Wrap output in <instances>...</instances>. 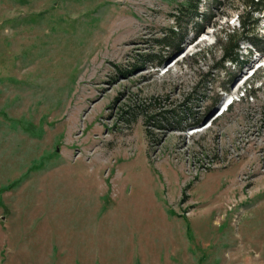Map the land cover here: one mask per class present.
Returning a JSON list of instances; mask_svg holds the SVG:
<instances>
[{"label": "rangeland", "instance_id": "374dc122", "mask_svg": "<svg viewBox=\"0 0 264 264\" xmlns=\"http://www.w3.org/2000/svg\"><path fill=\"white\" fill-rule=\"evenodd\" d=\"M189 1L0 0V264H264V54Z\"/></svg>", "mask_w": 264, "mask_h": 264}, {"label": "trees", "instance_id": "16d2710c", "mask_svg": "<svg viewBox=\"0 0 264 264\" xmlns=\"http://www.w3.org/2000/svg\"><path fill=\"white\" fill-rule=\"evenodd\" d=\"M246 9L244 14L239 15L240 22L242 25V32L239 34L238 37L233 35L229 36V40L226 44H221L224 55L220 60L219 66L225 67V64L231 62L232 64H241L243 66V62L240 59V45L243 40L251 41L253 45L259 47L261 52L264 54V39L255 37L253 33H255L256 29L260 25V19L256 17V14H262L264 18V0H240ZM199 11V0L197 3L189 1L186 4H183L177 8L176 13L173 15L174 20L176 21L177 25L170 30V32L164 33V39H168L170 37V33L172 39L170 41L171 44L174 42H180L179 35L180 31H182V21L186 17H189L190 20L194 18V16ZM181 29V30H180ZM177 35L178 40H175L174 37ZM254 37V38H253ZM161 43V42H159ZM166 43V42H165ZM167 42L166 44H168ZM169 43V44H170Z\"/></svg>", "mask_w": 264, "mask_h": 264}, {"label": "bare ground", "instance_id": "6f19581e", "mask_svg": "<svg viewBox=\"0 0 264 264\" xmlns=\"http://www.w3.org/2000/svg\"><path fill=\"white\" fill-rule=\"evenodd\" d=\"M218 110H219V109H218ZM202 129H203V128H202ZM202 129H198V130H196V132H201ZM193 133H195V132H193Z\"/></svg>", "mask_w": 264, "mask_h": 264}, {"label": "water", "instance_id": "95a60500", "mask_svg": "<svg viewBox=\"0 0 264 264\" xmlns=\"http://www.w3.org/2000/svg\"><path fill=\"white\" fill-rule=\"evenodd\" d=\"M218 111H219V110H216L215 114H217V113H218Z\"/></svg>", "mask_w": 264, "mask_h": 264}]
</instances>
